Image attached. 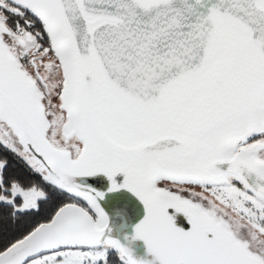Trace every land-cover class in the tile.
Returning <instances> with one entry per match:
<instances>
[{"label": "snow or ice", "instance_id": "obj_1", "mask_svg": "<svg viewBox=\"0 0 264 264\" xmlns=\"http://www.w3.org/2000/svg\"><path fill=\"white\" fill-rule=\"evenodd\" d=\"M0 264H264V0H0Z\"/></svg>", "mask_w": 264, "mask_h": 264}]
</instances>
